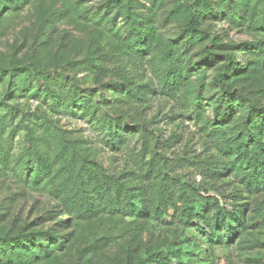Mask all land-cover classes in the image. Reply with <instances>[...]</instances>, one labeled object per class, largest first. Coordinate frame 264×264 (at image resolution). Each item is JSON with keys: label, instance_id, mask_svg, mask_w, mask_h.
I'll list each match as a JSON object with an SVG mask.
<instances>
[{"label": "rangeland", "instance_id": "obj_1", "mask_svg": "<svg viewBox=\"0 0 264 264\" xmlns=\"http://www.w3.org/2000/svg\"><path fill=\"white\" fill-rule=\"evenodd\" d=\"M20 231L27 264H264V0H0Z\"/></svg>", "mask_w": 264, "mask_h": 264}, {"label": "trees", "instance_id": "obj_2", "mask_svg": "<svg viewBox=\"0 0 264 264\" xmlns=\"http://www.w3.org/2000/svg\"><path fill=\"white\" fill-rule=\"evenodd\" d=\"M24 230V226L21 227ZM37 237L40 233H35ZM32 235H25L20 231L18 234L11 235L4 233L0 235V264H27V259L23 255L21 256L17 251L14 250L15 247L25 245V242L30 241ZM163 253H159L162 255Z\"/></svg>", "mask_w": 264, "mask_h": 264}]
</instances>
